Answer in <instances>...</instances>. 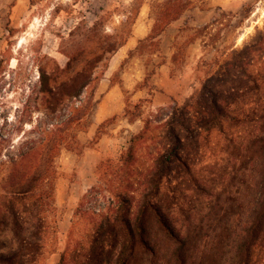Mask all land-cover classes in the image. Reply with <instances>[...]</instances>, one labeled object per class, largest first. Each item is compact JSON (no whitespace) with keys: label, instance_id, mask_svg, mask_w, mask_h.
Here are the masks:
<instances>
[{"label":"rangeland","instance_id":"rangeland-1","mask_svg":"<svg viewBox=\"0 0 264 264\" xmlns=\"http://www.w3.org/2000/svg\"><path fill=\"white\" fill-rule=\"evenodd\" d=\"M15 1L0 0V256L31 252L19 246L24 238L37 241L33 264H95L94 251L101 253L100 264H116L119 243L113 247L98 230L116 216L120 193L130 197L129 213L138 211L143 193L152 190L147 178L154 157L173 132L182 140L181 161L150 200L193 242L190 264H223L222 240L242 236L253 209L264 213L258 201L264 198V85L241 90L245 72L264 65V0L237 13L220 11L208 28L188 27L176 36L170 63L175 89L162 96V105L153 102L154 74L167 63L162 39L123 46L139 14L156 18L166 0H18V19L11 17ZM114 55L124 57L111 76L121 111L98 122L104 95L98 86ZM213 75L215 90L240 91L225 101L229 108L220 103L235 119L208 129L202 119L212 108L202 95ZM53 140L63 144L54 160L51 211L37 200L44 180L31 178L42 175ZM145 221V239L164 258L173 243L155 213ZM140 247L128 264H149ZM251 264H264L263 241Z\"/></svg>","mask_w":264,"mask_h":264},{"label":"trees","instance_id":"trees-1","mask_svg":"<svg viewBox=\"0 0 264 264\" xmlns=\"http://www.w3.org/2000/svg\"><path fill=\"white\" fill-rule=\"evenodd\" d=\"M190 6L189 0H166L159 9L157 13V17L155 18V24L149 33V35L139 41V44H142L152 37H158L163 32V30L173 21L178 19L183 12ZM214 20V19H213ZM212 22V21H211ZM210 22V23H211ZM210 23L205 24L200 27V29H206L209 27ZM261 38H264V33H262ZM246 66L245 64H243ZM243 68V66H242ZM247 75L248 82H244L241 88L247 91L259 90V88L264 85V65L257 67L254 71L245 72ZM153 74V72H152ZM151 75V74H150ZM145 78V81L148 83V76ZM219 81L217 76H211L206 80L204 84V93L203 97H206L208 103H210V113L209 117L205 120L202 119L203 125H206L208 129L216 126L222 125L225 121L235 119L237 116L230 109L225 110L220 103L225 105V101H228V98H234L238 96V92L240 91V87L236 91L234 88H229L227 93L224 90L219 91L215 90L212 85H215V82ZM236 91V92H235ZM152 95V91H149ZM211 97V99H209ZM147 99H140L138 103L143 102ZM235 101V100H234ZM140 104H136L135 108L139 107ZM226 107H230V105H225ZM263 112L260 115L261 123H264V105L262 108ZM128 115V112H126ZM140 115V114H139ZM139 117V116H136ZM129 120V122H134L135 118ZM71 122L73 120H70ZM264 126H261L259 130H263ZM146 128L141 131L139 134L134 135L130 139L133 141L135 138L138 139L143 135ZM57 131H60L57 130ZM171 136V140L169 145L163 149L158 155L154 157L152 168L150 169L149 174L151 175L147 178V182L150 184L152 188L151 191L143 193L142 201L140 202L138 211L132 215L127 210V203H130V197L127 195L120 193L118 194L117 201V214L111 220L107 219V222L104 226H101V229L98 230L97 236L105 238L107 237V241L113 247L117 246L119 243L120 247L115 255L114 261L116 264H128L129 258L134 254L137 247L141 248V256L143 259L149 264H159L160 260H164L161 264H190L191 256L189 255V251L193 242H191L190 238L187 236H182L178 232L175 231L172 224L168 223L165 218L164 213L161 209L152 203L150 197L154 196L158 190L160 189V185L163 182L164 177L168 174L171 169L173 163L177 161H181V155L179 152V148L182 146V140L177 135V133L169 132ZM140 139V138H139ZM60 140V137H59ZM263 141L262 147L264 150V136H262ZM61 141V140H60ZM128 141L129 148L132 147V144ZM51 147L48 148V151L44 155V171L42 175H33L31 180L36 183L41 179L44 180L41 184L43 185V189L41 193H37V200L40 202V206L45 210H53L55 209V177H56V165L54 163L56 152L59 150L63 144V141L59 143L58 140H53L51 143ZM77 149V148H76ZM75 149V150H76ZM81 151H79L80 153ZM122 158L119 159V161ZM96 188L93 186V189ZM32 190V189H31ZM28 191V190H27ZM26 191V193H28ZM258 201L261 202V205L264 206V198H258ZM250 209V208H248ZM44 210V211H45ZM254 210V209H253ZM252 210V220H248L247 224L243 227V235L238 236L237 239L232 240L231 235L227 236L222 240L221 246L222 248V263L223 264H251V259L253 256V249L256 244L260 241L264 242V213H254ZM152 211L156 214L157 219L165 232L166 237L173 243V249L169 254H165L163 258L160 252L153 247L147 239H145L144 234L146 232L145 227V215ZM256 211V210H255ZM262 232V233H261ZM36 240L33 239H24L22 238L19 241V246L21 248L29 249V253H20L16 252L13 256L3 257L0 256V262H7V264H33L36 262V258L34 255V249L37 248ZM193 257V256H192ZM92 258L95 264H100L101 261V253L97 254L96 251L93 252ZM220 261V262H221Z\"/></svg>","mask_w":264,"mask_h":264},{"label":"crops","instance_id":"crops-1","mask_svg":"<svg viewBox=\"0 0 264 264\" xmlns=\"http://www.w3.org/2000/svg\"><path fill=\"white\" fill-rule=\"evenodd\" d=\"M24 1V0H19ZM190 6L183 12V14L176 20H173L160 34L161 47L163 50V55L167 59L166 64H161L157 69L154 77L155 81V93L153 94V102L157 105H162L166 99H161L162 96L165 98L167 94H172L174 92V81L170 75V63L172 62V57L174 54L172 45L176 36L188 27H201L205 24L213 21L218 12L223 11L227 13H237L242 11L243 7L249 3H253L256 0H189ZM12 10V18H19V13H21V5L18 0L15 1ZM142 12L139 14L137 22L134 24L133 33L131 39H129L123 47L132 46L135 42L145 39L151 32L154 24L155 18L148 16L140 17ZM131 44V45H130ZM122 47V48H123ZM124 57L114 55L111 60L105 78H103L98 86L99 90H102L104 94L101 101L99 102L96 119L98 122H103L107 118L116 115L121 111V105L116 99H118V88L111 76L114 74L118 68H121L122 60ZM161 100V101H160ZM113 101L116 103V107L112 104ZM135 122H129L128 126H133ZM104 146L105 141L99 143Z\"/></svg>","mask_w":264,"mask_h":264}]
</instances>
